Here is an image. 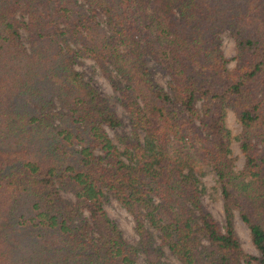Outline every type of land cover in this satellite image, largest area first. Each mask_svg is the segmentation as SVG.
Listing matches in <instances>:
<instances>
[{
	"label": "trees",
	"instance_id": "obj_1",
	"mask_svg": "<svg viewBox=\"0 0 264 264\" xmlns=\"http://www.w3.org/2000/svg\"><path fill=\"white\" fill-rule=\"evenodd\" d=\"M80 59L118 93L132 128L122 151L107 131L122 121ZM206 168L224 225L203 205ZM166 250L179 264H264V0H0V264H170Z\"/></svg>",
	"mask_w": 264,
	"mask_h": 264
},
{
	"label": "rangeland",
	"instance_id": "obj_2",
	"mask_svg": "<svg viewBox=\"0 0 264 264\" xmlns=\"http://www.w3.org/2000/svg\"><path fill=\"white\" fill-rule=\"evenodd\" d=\"M24 42H27V34L23 33ZM223 50L228 59H230L229 68L233 69L235 67V62L232 61L235 55V42L228 35H223ZM155 71V79L162 86H167L168 78L165 77L161 71H159L154 64L151 66ZM76 69L82 72L85 76V80L91 83L99 93L108 100L110 106L115 110L118 117L122 121V125L117 130L108 129V134L114 141V143L122 151L124 147V139L130 137L132 134V128L127 113L121 107L118 101V93H116L110 83V81L102 74L101 70L97 67L94 61L89 59H80L79 63L76 65ZM226 125L232 134V157L235 160V165L238 170H241L244 166V157L239 149V136L241 134V125L238 123L237 119L231 111H228ZM205 174L201 177L202 187L205 191L203 194V205L207 212H209L216 221L221 225L225 224L223 200L221 197V192L217 184V179L215 174L211 169L206 168ZM63 197L66 199H72V195L63 192ZM105 209L112 220L121 229L125 239L131 244H137L139 237L135 231V223L133 218L120 206V204L114 200L109 199L105 202ZM22 213H26L27 206L24 205ZM235 230L240 238L241 244L244 250L253 256L259 257L260 254L254 247L250 231L247 226L241 221L238 214H235ZM164 260L170 264H179L171 254L166 250ZM143 258L139 259V264H144ZM257 264V263H256Z\"/></svg>",
	"mask_w": 264,
	"mask_h": 264
}]
</instances>
